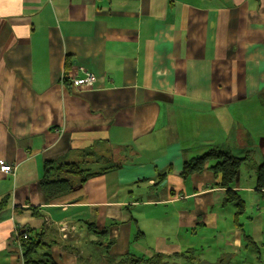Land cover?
<instances>
[{"label": "crops", "instance_id": "crops-1", "mask_svg": "<svg viewBox=\"0 0 264 264\" xmlns=\"http://www.w3.org/2000/svg\"><path fill=\"white\" fill-rule=\"evenodd\" d=\"M86 69L95 83L75 85ZM263 101L264 0H0V163L15 167L0 171V264H23L26 228L57 264H222L206 229L229 259L250 242L261 260ZM212 147L250 156L242 229L210 170L181 177ZM52 161L97 174L50 200Z\"/></svg>", "mask_w": 264, "mask_h": 264}, {"label": "trees", "instance_id": "trees-1", "mask_svg": "<svg viewBox=\"0 0 264 264\" xmlns=\"http://www.w3.org/2000/svg\"><path fill=\"white\" fill-rule=\"evenodd\" d=\"M68 60L67 57L66 65H68ZM63 78L66 82H69L66 70ZM87 155H93V152L87 151ZM248 157L250 156H236L225 150L212 147L199 156L184 159L181 172V177L185 180L191 175L201 173L206 169L210 170L215 178H219L220 182L217 185L226 189L225 203L235 205L236 221L241 229L242 225L238 222V217L245 213L246 204L242 195L233 189V184L239 175L241 166L249 159ZM117 167H119V164L104 168L103 171ZM170 171L171 169L169 168L159 173V181H164ZM95 174L97 173H92L89 168L83 167L81 162L52 161L45 165L40 183L47 198L52 200L83 184ZM256 190L259 192L264 191V156L258 162L256 169ZM8 200V197L0 200V211L5 208ZM106 232L104 231L103 233ZM39 236L40 232L32 231L28 228L20 229L17 241L20 243L22 250L23 264H57L51 253L50 246L43 242ZM244 237L251 240L246 234ZM139 260L133 259L132 261L138 262Z\"/></svg>", "mask_w": 264, "mask_h": 264}, {"label": "rangeland", "instance_id": "rangeland-1", "mask_svg": "<svg viewBox=\"0 0 264 264\" xmlns=\"http://www.w3.org/2000/svg\"><path fill=\"white\" fill-rule=\"evenodd\" d=\"M262 104L264 106V101L262 102ZM250 165H252V163H250ZM263 197L264 196H261V198H263ZM228 205H230V204H228ZM250 208H248V210ZM262 211L264 212V203H263ZM263 217H264V213H263ZM263 228H264V225H263V227H260V228L258 226L256 227V230L258 232H260L259 238H260L261 242L264 239L263 238V235H264ZM201 232L206 233L205 237L200 238V241L202 242V245L204 247V252L209 253L211 259L215 260L218 255H223L222 256L223 257L222 264H264V247H263V245L262 246L259 245V247L261 249V260L256 259V261L254 262L256 250L253 248V246H251L250 242H247L248 250L242 249L241 254L236 255L237 261H235V260L229 259L226 255L224 256V252L231 250L227 247V245L225 243V237L227 235L219 234L216 232V230H208V229L202 230ZM257 256L260 257V255H258V253H257ZM227 259L229 261L231 260L232 262L228 263ZM152 261L153 262L156 261V263H157L158 259L156 257H154ZM183 264H188V261H184Z\"/></svg>", "mask_w": 264, "mask_h": 264}, {"label": "built area", "instance_id": "built-area-1", "mask_svg": "<svg viewBox=\"0 0 264 264\" xmlns=\"http://www.w3.org/2000/svg\"><path fill=\"white\" fill-rule=\"evenodd\" d=\"M72 81L77 86H81V85L92 86L96 81V75L92 70L86 69L83 77H74ZM0 171L3 172L4 174H11L15 172V167H13V165L11 164L1 162ZM19 231L20 230L16 231V235H15L16 241ZM17 243L20 246V243L18 241Z\"/></svg>", "mask_w": 264, "mask_h": 264}]
</instances>
